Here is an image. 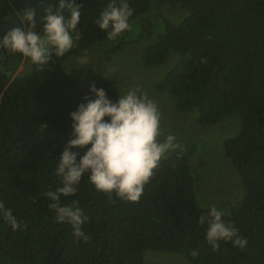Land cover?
I'll return each mask as SVG.
<instances>
[{"label":"trees","instance_id":"16d2710c","mask_svg":"<svg viewBox=\"0 0 264 264\" xmlns=\"http://www.w3.org/2000/svg\"><path fill=\"white\" fill-rule=\"evenodd\" d=\"M75 2L82 7L72 36L79 38L64 56L53 55L39 67L33 63L31 72L12 79L8 62L24 56L0 48V202L21 224L13 230L0 216V264H147V248L179 253L192 264H264V0H126L134 9L130 28L153 2L188 10L177 23L165 18L164 32L142 52L146 66L178 52L175 65L155 85L173 107L196 112L197 117L189 114L205 125L240 116L239 132L224 139L222 149L244 191L238 204L223 211V219L248 243L240 249L219 241L215 250L205 239L207 224L198 223L210 207L196 200L190 162L195 145L162 159L138 202L115 194L110 200L84 174L77 192L61 196L60 203L77 202L87 217L81 225L86 242L73 235L71 224L57 222L48 207L52 201L44 193L62 186L56 168L72 138L70 113L92 95L93 84L113 102L118 99L113 81L99 72L76 79L58 71L59 61L70 53L109 40L94 21L111 0ZM47 4L59 7V0H43ZM29 7L37 12L35 31L43 33L41 0H0V40L11 28L25 26L15 13L23 15ZM63 15L70 13L65 9ZM129 31L108 48H121ZM90 147L70 151L78 153L79 162Z\"/></svg>","mask_w":264,"mask_h":264},{"label":"clouds","instance_id":"9594fccd","mask_svg":"<svg viewBox=\"0 0 264 264\" xmlns=\"http://www.w3.org/2000/svg\"><path fill=\"white\" fill-rule=\"evenodd\" d=\"M41 5L44 11L42 34L35 31L36 8L29 7L21 16V22L25 26L11 28L0 40V48L13 53L18 52L30 58L38 67L47 64L53 55L64 56L73 46L72 32L80 22L82 7L75 0H59V7L54 4L43 5L41 0ZM65 9L70 13L68 17L63 15ZM133 12L134 9L129 7L126 0H120L119 3L111 0L94 22L101 30L107 31L109 39H114L125 30H130L129 18ZM75 38H79L78 33ZM176 61L172 65H175ZM164 62L165 60L162 63ZM206 62V58L201 59V63ZM17 64L20 66V72L22 65ZM9 69L12 79L20 76L19 73H13L11 64ZM90 93L92 95L83 97L85 102L70 113L73 121L72 138L65 146L56 168L57 175L62 178V186L55 191L44 193L52 201L48 207L55 211L57 222L71 224L73 235L85 242L89 237L81 230V225L87 217L83 216L76 201L70 205L60 203L61 196L68 197L77 192L76 186L84 174L87 173L95 189L107 194L110 200L115 194V197L121 200L138 202L145 184L153 177L166 154L177 149L183 151L182 145L176 142L175 135H168L163 142L158 139L161 135V114L158 105L139 87L130 88L122 96L118 95L115 102L107 97L102 88L98 89L94 84L90 86ZM200 125L206 127L205 124ZM89 144L91 147L77 162L78 153L70 149L83 148ZM221 152L223 153L222 143ZM205 160L206 157L203 155L201 160L192 162L194 172L196 169L194 165H200ZM224 215L223 210L211 206L207 215L200 216L198 223L207 224L206 242L214 250L219 248V241H231L234 247L244 249L248 243L247 239L241 237L238 229L232 224L225 222ZM0 216L13 230L21 227L12 210L6 208L3 202H0ZM191 255L195 257L198 251L193 250Z\"/></svg>","mask_w":264,"mask_h":264},{"label":"rangeland","instance_id":"374dc122","mask_svg":"<svg viewBox=\"0 0 264 264\" xmlns=\"http://www.w3.org/2000/svg\"><path fill=\"white\" fill-rule=\"evenodd\" d=\"M186 14L188 10L185 8L153 2L147 12L133 19L121 48L113 50L108 48L115 44L117 39L98 42L82 49L79 54L70 53L61 59L58 69L60 72L71 74L76 79L85 77L90 71L100 72L113 81L119 96L134 87H139L142 92L147 93L149 98L157 103L161 114V135L158 139L163 142L168 135H175L176 142L182 145L183 150L195 145L196 149L190 157L191 164L201 160L203 155L206 157L202 164L194 165L198 177L195 184L197 202L227 211L232 205L238 204L244 191L233 163L221 152L222 141L233 137L240 130L239 114L225 116L206 127L200 125L196 120V112H189L195 117L177 111L173 103L155 86L174 66L172 64L177 60L178 52L170 51L164 63L150 67L144 65L142 56L144 48L156 41L160 33L164 32L165 18L177 23ZM15 15L22 16V13L16 12ZM73 39L75 40V36ZM17 63L22 65L20 72ZM10 64L13 73H19L18 75L29 73L33 69V62L27 57L21 61L11 59L8 65ZM143 257L147 264H192L181 254L172 251L147 248Z\"/></svg>","mask_w":264,"mask_h":264}]
</instances>
